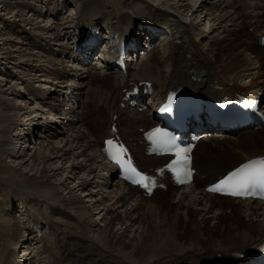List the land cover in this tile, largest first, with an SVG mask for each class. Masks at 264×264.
<instances>
[{
	"label": "bare ground",
	"instance_id": "obj_1",
	"mask_svg": "<svg viewBox=\"0 0 264 264\" xmlns=\"http://www.w3.org/2000/svg\"><path fill=\"white\" fill-rule=\"evenodd\" d=\"M73 6L77 11L69 21L65 14ZM0 12L4 17L1 20L12 19L14 25L5 40L10 50L0 52V79L6 78L0 86L5 88L0 90L3 93L0 153L12 166H7L10 170L0 171L19 178L20 190L30 197L23 202L25 209L29 203L36 206L32 209V214L37 216L33 226L48 229L50 233L40 241H43L42 254L50 250L52 259L46 262L35 258V261L39 264H224L239 260L241 254H248L264 243L261 203L205 193V187L216 180V177L212 179L215 174L250 158L264 156V153L252 155L234 163L238 155L247 154L243 148L256 146L260 136L264 141V130L224 139L205 137V143L210 145V149L202 150L209 154L207 161L199 158V147L205 144L200 141L193 152L198 178L193 186L170 192L167 209L151 201L157 194L165 200L169 191L167 194L156 191L147 199L136 188L113 178L108 181L104 173H112V169L107 168L100 150L103 140L111 136L109 127L114 115H120L116 122L120 123L119 133L126 142L130 134L137 136V129L155 125L149 115L119 108L124 97L121 91L129 82H151V101L181 87L193 89L209 100L234 97L236 93L263 96L264 45L257 32L264 30V0H0ZM58 14L67 24L64 30L70 36L78 35L80 30L86 34L88 27L92 35L96 31L107 32L108 38L100 35L98 38L107 39L112 48L120 46L121 38L136 34L139 41L147 38L156 41L149 33L152 27L166 32L162 33L165 44L132 66L126 76L81 68L77 73L80 81L75 87L80 94L88 91L89 107L101 110L96 114L98 122L82 123L78 127L73 123L68 129L63 127L66 132L61 131L59 136L54 135L51 125L60 124L57 119L74 118L68 111L63 119L57 116L59 106L51 94L62 85L58 75L71 70V65L54 57L50 49L72 46L61 43L64 30L60 21H55ZM203 22H206L204 28ZM21 26L27 28V34L22 32L24 40L14 33ZM249 28L255 34L246 32ZM84 37L87 38L84 35L75 40L83 42ZM224 38L229 43L222 48ZM221 48L226 50L225 55ZM222 54L224 58L219 57ZM8 61L14 63L11 79L7 68L3 69ZM96 66L97 63L92 68ZM201 74L203 78L199 79ZM243 79L249 80L248 83L243 84ZM70 84L71 81H66L67 86ZM18 87L25 89L17 93ZM65 107L68 109L69 103ZM40 130H45L46 136L39 133L36 143H29L31 135ZM22 147L25 150L20 155L18 151ZM135 157L139 163L150 161L142 171L168 160L147 158L140 150L135 151ZM227 158L234 161L220 165ZM12 200L1 209L11 210ZM3 213L0 264H36L34 258H27L29 246L26 245L32 243L28 237L32 228H27L26 233L15 218L7 219L8 215ZM188 228L191 230L188 245L178 246L177 239L181 237L176 231ZM25 238L22 250H15V243ZM19 253H23L20 258L13 257ZM209 256L224 262L210 263L203 259Z\"/></svg>",
	"mask_w": 264,
	"mask_h": 264
},
{
	"label": "rangeland",
	"instance_id": "obj_2",
	"mask_svg": "<svg viewBox=\"0 0 264 264\" xmlns=\"http://www.w3.org/2000/svg\"><path fill=\"white\" fill-rule=\"evenodd\" d=\"M60 1V0H59ZM117 2H119V0H116ZM40 5V4H39ZM42 6H43V4H41ZM76 11H77V9L73 6V7H71V9L68 11V15L66 16V17H69V18H67V20L69 19V21H72L73 19H74V13H76ZM0 14H2V12H0ZM4 17H1V15H0V52H2V51H5L4 49H7V50H10V47L8 46V43L6 44V39H7V37H10L9 35H7V34H9L11 31H12V29H13V24L11 23L12 22V19H11V21H7V19L4 21V20H1V19H3ZM15 20V19H14ZM40 21V20H39ZM45 23H46V21H44ZM43 22V23H44ZM66 22V21H65ZM9 25H8V24ZM43 23H41L42 25H43ZM203 24V28L204 27H206V22H203L202 23ZM224 24H222L221 26H223ZM5 28V29H4ZM24 26H21L18 30H16L14 33L16 34V36L18 35V34H20L19 36H17V37H19L21 40L23 39H25L24 38V36L25 35H23V31L24 32H26V29L24 30ZM22 30V31H21ZM29 31V30H28ZM246 32H248V33H253V34H255V32H254V30L253 29H251V28H249V29H247L246 30ZM262 32H264V31H262ZM15 34H14V36H12V37H16L15 36ZM22 34V35H21ZM26 34H27V32H26ZM258 34V37H259V35L261 34V33H257ZM4 39H3V38ZM2 38V39H1ZM228 39L227 38H224L223 40H222V43H221V47L222 46H225V45H227L228 43ZM30 44V43H29ZM204 44H206L207 45V42H205ZM225 44V45H224ZM205 45V46H206ZM6 46V47H5ZM5 47V48H4ZM3 50H2V49ZM223 48V47H222ZM221 48V49H222ZM223 50V53H224V55H225V53H226V50L225 49H222ZM2 54L0 53V64H1V58H2V56H1ZM219 57H223V54L222 55H219ZM224 58V57H223ZM263 58H264V56H263ZM20 61V60H19ZM19 61H17V62H19ZM2 62L4 63V60H2ZM4 65H7V64H4ZM5 69L7 68V74H9V78L11 79L12 78V74L11 73H15V72H12L13 70V68H14V63H12L11 64V62L10 61H8V65L7 66H5L4 67ZM3 68V69H4ZM9 69V70H8ZM2 78L0 79L1 81V83H0V86H1V84H2V81H4V80H6V78L4 77V76H1ZM264 78V77H263ZM9 79V80H10ZM8 80V81H9ZM14 81V80H13ZM248 81L249 80H247V79H245V81H244V79H243V84L245 83V84H247L248 83ZM247 82V83H246ZM4 83V82H3ZM5 84V83H4ZM20 87V86H19ZM19 87L17 88V93H18V91L19 92H21V91H23L24 89H25V87L24 88H22V90H20L19 89ZM5 88L2 86V88L0 87V90H4ZM26 91V90H25ZM86 93L88 92V91H85ZM26 93H28L27 91H26ZM28 95L30 96V94L28 93ZM87 95H88V93H87ZM0 96L3 98V93L1 92L0 93ZM33 102H35V100L34 99H31ZM31 101V102H32ZM87 101V100H86ZM32 104H35V103H32ZM89 103L87 104V103H85V106H84V108L85 109H83V111H84V120H83V122H84V125L85 124H87V125H93L94 123H97L98 121V118H97V115L96 114H99V111H101V110H99V109H96V110H94L92 107H89ZM88 106V107H87ZM33 108V107H32ZM90 108V109H89ZM100 116V115H99ZM101 116H102V113H101ZM86 120V121H85ZM97 121V122H96ZM59 126V127H58ZM60 130H62V127H61V125H56L55 126V128H54V135H57V136H59L61 133H60ZM56 132H59L58 134L56 133ZM35 135H39V133L38 132H36L35 133ZM132 136V135H131ZM131 136H129L128 137V139L131 137ZM259 139L257 140V144H255L256 146H250V147H248V148H243V150L242 151H244L245 153H247L246 155H242V156H239L238 155V160L237 161H234V159L233 158H231V159H229V158H227V159H223V162L221 161V163H220V165L221 164H225V165H230L231 164V162L232 161H234V163L235 162H240V161H242V159L244 160L245 158H247V157H250V156H252V155H258V154H263L264 153V141L262 142V136H260V137H258ZM35 140H37V138L35 137ZM55 141V140H54ZM56 142V141H55ZM32 143V145H33V142H31ZM36 143V142H35ZM28 146V145H27ZM31 146V145H30ZM25 148L24 147H22L18 152L20 153V155H21V152L24 150ZM206 150V149H210V145L209 144H207V143H205V145H202V146H200V148H199V151H198V154H199V158L200 159H202L203 161H207V158L206 157H208L209 156V154H208V152H204V151H202V150ZM142 152V151H141ZM149 163H150V161H147V164H145L144 162H142V163H139L140 164V167L143 169V168H145L147 165H149ZM7 166H12V164L9 162V160L8 159H6L5 157H3V156H1V153H0V169H7V170H10V168H8ZM150 168V167H149ZM149 168H147V170L149 169ZM28 170L26 169L24 172L26 173ZM8 174H6V173H3V172H1L0 171V215L2 214V211L4 212L3 214H6V215H8V217H7V219L8 218H11V220H13L14 218H15V221H17L18 222V224L19 225H21L23 228H25L26 229V233H27V228H32V233H33V235H32V233L31 232H29L28 233V237H29V239L31 238V240H32V243H31V245H29V243H27V245L26 246H29V247H27V248H29V251H31L32 253H30V254H28L29 253V251L27 252V258L28 259H31L32 260V258H34V261L36 260V259H39L40 261H41V259L40 258H43V261H46V262H49V260H51L52 258V251H46V253L44 252L43 254H42V249H43V241L41 242L40 240L41 239H43V237L44 236H48V235H50V233H48L47 232V230L48 229H45V228H36V227H34L33 226V224L35 223V221L37 220V216H35V215H33L32 213V211L34 210V209H36V206L34 207V204L32 205H30V203L29 204H27V210L25 209V205H24V203L23 202H26L27 200H28V198H30L29 196H26V195H24L25 193H27L25 190L24 191H22V190H20L21 189V187H22V182L21 183H18L20 180H19V178H12V177H10V176H7ZM19 180V181H18ZM102 181V180H101ZM16 185H18V186H16ZM21 185V186H20ZM20 187V188H19ZM30 192H32V190L30 189L29 190ZM178 190H173V192H177ZM171 193H172V191H171ZM169 194H170V192H169ZM172 195L170 194V195H165V200H162V196L160 195V194H157V196H155L153 199H152V201L151 202H155L158 206H162L163 205V208H169L168 207V200H170V197H171ZM13 199L12 201H13V206H12V208H11V210H9L8 212L5 210H2L1 208H2V205H5L7 202H9L10 201V199ZM20 198V199H19ZM21 199H22V201H21ZM215 199V198H214ZM213 199V200H214ZM216 200V199H215ZM166 203V204H165ZM166 205V206H165ZM29 207V208H28ZM31 209V210H30ZM33 209V210H32ZM29 211V212H28ZM5 212H7V213H5ZM183 212V211H182ZM33 215V216H32ZM1 216H3V215H1ZM3 220H0V222H2ZM200 223H203L202 222V220H200ZM0 224H2V223H0ZM110 224H112V223H110ZM29 226V227H28ZM7 230V233L8 232H10V229L9 228H6ZM45 229V230H44ZM1 230H3V228H1L0 227V231ZM189 230V231H188ZM191 230H190V228H188V229H185L184 231H182V230H177L176 231V233H178L179 234V237H181V238H179V239H177L178 241H177V245L178 246H184V244L185 245H188V243L187 242H189V237H190V234L191 233H189ZM30 234V235H29ZM48 234V235H47ZM226 234V233H225ZM33 237V238H32ZM203 237H206L205 235L203 236ZM247 238H250V237H248V236H246ZM20 238V237H19ZM215 241L216 240H218V239H214ZM221 240V239H220ZM18 243H16L13 247L15 248V247H18ZM26 246H25V248H26ZM25 248L23 249V250H25ZM22 249H20L19 251H21ZM35 251V252H33V251ZM208 252V251H207ZM41 253V254H40ZM206 253V252H205ZM34 254V255H33ZM36 254V255H35ZM16 254H14L13 255V257H16V258H20L21 257V255H23V253H19V254H17L16 256H15ZM39 256V257H38ZM45 256V257H44ZM36 258V259H35ZM203 259H206L208 262H210V263H213L215 260H219L218 262H224L222 259L220 260V259H218V258H215V257H212V256H209V257H203ZM32 262V261H31ZM35 263L36 264H39V262L38 261H35Z\"/></svg>",
	"mask_w": 264,
	"mask_h": 264
},
{
	"label": "snow or ice",
	"instance_id": "obj_3",
	"mask_svg": "<svg viewBox=\"0 0 264 264\" xmlns=\"http://www.w3.org/2000/svg\"><path fill=\"white\" fill-rule=\"evenodd\" d=\"M157 133H159V130H157ZM159 139L161 142H166L162 135ZM107 143L111 145L112 141H107ZM175 155L180 157L179 149L176 150ZM113 159L122 168L125 167V165L119 160L118 155L114 156ZM187 163L188 161L185 155L184 158L174 161L171 167L175 170L178 166L187 165ZM131 171L135 172L136 177H139V179L128 176L125 178L132 179L133 183H140L141 186L147 188L148 184L142 182L148 181V178L142 176L139 172H136L134 168H132ZM186 174H188V170H186ZM222 190L233 196H247L249 193H264V160H253L243 164L241 167L230 172L226 177L221 179L213 188L209 189V191Z\"/></svg>",
	"mask_w": 264,
	"mask_h": 264
},
{
	"label": "built area",
	"instance_id": "obj_4",
	"mask_svg": "<svg viewBox=\"0 0 264 264\" xmlns=\"http://www.w3.org/2000/svg\"><path fill=\"white\" fill-rule=\"evenodd\" d=\"M3 63V62H2ZM5 66H7V65H3V68L5 67ZM1 68V67H0ZM1 70H2V68H1ZM9 70V69H8ZM6 73H8V72H6ZM8 76H9V74H7Z\"/></svg>",
	"mask_w": 264,
	"mask_h": 264
}]
</instances>
